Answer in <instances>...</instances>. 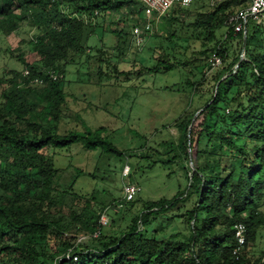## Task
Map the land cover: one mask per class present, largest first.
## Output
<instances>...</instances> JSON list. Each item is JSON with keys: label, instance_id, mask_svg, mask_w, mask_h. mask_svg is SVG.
<instances>
[{"label": "trees", "instance_id": "obj_1", "mask_svg": "<svg viewBox=\"0 0 264 264\" xmlns=\"http://www.w3.org/2000/svg\"><path fill=\"white\" fill-rule=\"evenodd\" d=\"M131 1L144 8L140 1ZM126 3L2 0L0 33L10 34L28 24L35 34L30 55L14 56L23 69L0 74V264H264V249L258 255L245 253L264 227V27L256 23L250 32L247 24L245 47L230 59L225 49L214 45L211 54L217 53L224 65L214 75L212 94L200 108L179 118V145L187 158L191 153L194 165L188 169L185 195L195 197L188 211L189 236L182 241L172 234L163 240L140 230L153 215L175 205L176 196L144 203L142 213L117 237L102 235V227L91 238L98 243L94 247L76 244L75 234L71 237V223L79 224L76 231L82 234L97 229L99 216L93 203H101L93 193L73 191V182L66 190L55 187L59 170L53 165V150L75 142L89 150L99 147L118 153V149L101 136V128L59 132L66 102L63 72L67 63L86 52L88 37L96 28L83 16L99 10L104 14ZM246 4V0H215L209 11L196 12L191 24L207 30L209 40L225 24L226 38H243L244 32L234 33L227 21ZM170 19L178 21L176 15ZM242 52L244 58L239 60ZM160 65L164 70L173 67ZM202 66L209 72V62ZM49 71L62 77L53 80ZM35 77L43 82L33 83ZM187 85L196 90V83L187 81ZM84 173L75 169V177ZM240 222L246 226V243L235 259L234 225Z\"/></svg>", "mask_w": 264, "mask_h": 264}, {"label": "rangeland", "instance_id": "obj_2", "mask_svg": "<svg viewBox=\"0 0 264 264\" xmlns=\"http://www.w3.org/2000/svg\"><path fill=\"white\" fill-rule=\"evenodd\" d=\"M128 1L104 14L100 10L85 14L84 19L96 28L88 37L86 52L67 63L63 72L61 87L66 102L58 124L61 133L101 128V136L118 153L99 147L89 150L81 142L55 148L53 165L59 171L54 185L66 190L73 182V191L85 196L93 193L101 203H93L94 210L99 217L104 212L108 218L102 235L109 237L127 230L132 219L142 213L144 203L177 196L175 205L153 215L140 230L163 240L177 234V239L183 241L191 232L188 211L195 197H185L190 164L189 154L187 158L179 145V118L200 108L212 94L214 75L224 64L209 72L202 64L208 62L214 45L225 49L230 59L233 53L242 51L243 38H226L225 24L217 27L209 40L207 30L191 24L196 12L211 9L207 1L175 5L159 19L145 6ZM172 15L178 21L171 20ZM260 18L258 23H248L249 32L253 23L264 27V13ZM144 20L151 22L152 30L137 43L132 28L142 26ZM34 34L35 29L28 24L10 34L0 33V74L7 69H23L14 56L19 52L30 55ZM160 63L173 67L164 70ZM187 81L196 83V90ZM126 164L129 172L123 176ZM75 169L85 173L75 177ZM124 182L140 185L135 199H123ZM66 200L71 203L70 195ZM78 203L82 205L83 201ZM78 225L71 223L72 232ZM74 232L71 237L76 236V240L85 235ZM80 244L98 245L91 238ZM262 249L264 227L255 241L249 242L245 253L258 255Z\"/></svg>", "mask_w": 264, "mask_h": 264}, {"label": "built area", "instance_id": "obj_3", "mask_svg": "<svg viewBox=\"0 0 264 264\" xmlns=\"http://www.w3.org/2000/svg\"><path fill=\"white\" fill-rule=\"evenodd\" d=\"M149 11L155 15V19H159L161 16L165 15L173 6H188L195 0H139ZM197 1H208L210 4H213L215 0H197ZM247 4L242 6L236 12L228 18V25L233 27L234 33L240 31L245 32L247 24L254 20L255 22L261 21V16L264 13V0H246ZM97 11H95V14ZM83 18H85L83 16ZM86 20V19H85ZM152 24L149 20H144L143 25H135L132 28V34L137 39V43H140L143 40L142 35L151 33ZM209 71L216 69L222 65V59L217 53H212L209 57ZM236 68V66L234 67ZM235 70V69H234ZM49 76L56 80L57 78L62 77L61 74L56 73L55 71H49ZM23 75L28 76L29 70L24 69ZM33 83H42L43 79L41 77H35L31 80ZM129 172V166L126 164L122 169L123 176L127 175ZM123 199L125 201H131L135 196L141 191L140 185L133 182H124L123 187ZM108 218L105 213H101L98 221L97 229L91 234H85L78 237L76 244L83 242L86 238H94L100 234L101 228L107 224ZM234 237L236 240V246L234 247L232 254L235 259L241 255L244 250V245L246 243V226L244 223L240 222L234 225ZM63 257L66 259L70 258V250H68ZM62 258V257H60ZM73 261L78 260V256H72Z\"/></svg>", "mask_w": 264, "mask_h": 264}, {"label": "water", "instance_id": "obj_4", "mask_svg": "<svg viewBox=\"0 0 264 264\" xmlns=\"http://www.w3.org/2000/svg\"><path fill=\"white\" fill-rule=\"evenodd\" d=\"M245 43H246V31L244 32L243 39H242V51H243V49H244V47H245ZM243 58H244V53L242 52V53L240 54V59H239V60H242ZM217 86H218V83L216 84L215 90H217ZM201 110H202V108L199 109V110H197V111L194 113V115H193V117H192V120H191V123H190L189 128H188V131L190 130V127H191V125L193 124V122H194V120H195V117L197 116V114H198ZM188 144H190V142H189ZM189 151H190V150H189ZM189 164H190V168L193 170V169H194V165H193V162H192V158H191V153H190V152H189Z\"/></svg>", "mask_w": 264, "mask_h": 264}]
</instances>
